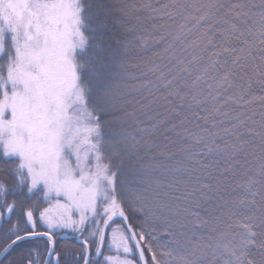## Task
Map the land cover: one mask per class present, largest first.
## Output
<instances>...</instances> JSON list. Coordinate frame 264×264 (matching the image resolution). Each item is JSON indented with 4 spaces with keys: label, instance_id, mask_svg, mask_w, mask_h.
Returning a JSON list of instances; mask_svg holds the SVG:
<instances>
[{
    "label": "snow or ice",
    "instance_id": "1",
    "mask_svg": "<svg viewBox=\"0 0 264 264\" xmlns=\"http://www.w3.org/2000/svg\"><path fill=\"white\" fill-rule=\"evenodd\" d=\"M0 264H264V0H0Z\"/></svg>",
    "mask_w": 264,
    "mask_h": 264
}]
</instances>
